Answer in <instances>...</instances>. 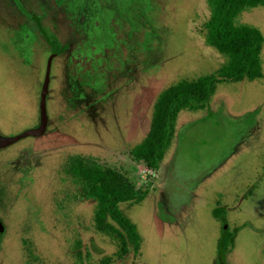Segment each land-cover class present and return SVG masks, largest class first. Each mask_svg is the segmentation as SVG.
I'll return each mask as SVG.
<instances>
[{
	"label": "rangeland",
	"instance_id": "rangeland-1",
	"mask_svg": "<svg viewBox=\"0 0 264 264\" xmlns=\"http://www.w3.org/2000/svg\"><path fill=\"white\" fill-rule=\"evenodd\" d=\"M212 17L209 0H0V135L39 125L53 57L46 131L0 147V264H264V42L263 76L221 83L208 108L182 110L159 169L132 154L163 91L234 66L208 42ZM234 20L264 40V6ZM77 156L149 188L121 204L137 251L124 253L122 234L66 173ZM217 207L236 232L224 257Z\"/></svg>",
	"mask_w": 264,
	"mask_h": 264
},
{
	"label": "trees",
	"instance_id": "trees-1",
	"mask_svg": "<svg viewBox=\"0 0 264 264\" xmlns=\"http://www.w3.org/2000/svg\"><path fill=\"white\" fill-rule=\"evenodd\" d=\"M212 5L208 42L222 52L235 58L234 66L197 80H184L163 91L155 104L152 126L145 140L137 145L132 154L137 160L145 161L152 169H159L167 150L176 136L180 112L185 109L202 110L208 108L219 84L254 80L263 76L261 51L263 37L259 30L238 24L236 16L248 8L264 6V0H209ZM35 21L39 32L50 45L52 54L61 55L65 51L57 34ZM66 173L71 175L80 193L98 205L97 216L110 219L115 229L125 240L124 253L141 246V237L135 223L126 217L122 203H141L148 195L149 188H135L120 172L106 167L98 161L81 156L71 158ZM215 216L222 221L219 252L224 257L235 243L236 232L229 228L226 209L217 207ZM117 227V228H116ZM111 230L114 228L111 226ZM115 230V231H116ZM103 260L98 264H114Z\"/></svg>",
	"mask_w": 264,
	"mask_h": 264
},
{
	"label": "water",
	"instance_id": "water-1",
	"mask_svg": "<svg viewBox=\"0 0 264 264\" xmlns=\"http://www.w3.org/2000/svg\"><path fill=\"white\" fill-rule=\"evenodd\" d=\"M53 57H50L46 77L44 80L42 92H41V101H40V123L37 127L29 129L28 131L22 133L18 136L5 137L0 135V147L9 145L23 137L30 135H40L43 134L48 127V112H47V96L49 93V83H50V73L52 66ZM2 229V223L0 222V230Z\"/></svg>",
	"mask_w": 264,
	"mask_h": 264
}]
</instances>
